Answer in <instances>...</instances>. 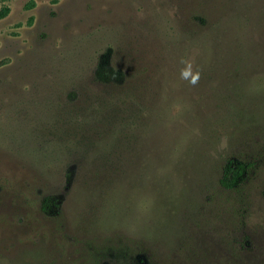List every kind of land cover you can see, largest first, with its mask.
Listing matches in <instances>:
<instances>
[{
    "label": "rangeland",
    "instance_id": "374dc122",
    "mask_svg": "<svg viewBox=\"0 0 264 264\" xmlns=\"http://www.w3.org/2000/svg\"><path fill=\"white\" fill-rule=\"evenodd\" d=\"M3 6L0 264H264V0Z\"/></svg>",
    "mask_w": 264,
    "mask_h": 264
},
{
    "label": "trees",
    "instance_id": "16d2710c",
    "mask_svg": "<svg viewBox=\"0 0 264 264\" xmlns=\"http://www.w3.org/2000/svg\"><path fill=\"white\" fill-rule=\"evenodd\" d=\"M4 0H2L3 2ZM58 0H51L52 4H55ZM7 7L3 6L0 9V18L7 13ZM248 166L238 162L227 160L222 168V174L219 179V185L224 189H232L241 176L244 174Z\"/></svg>",
    "mask_w": 264,
    "mask_h": 264
},
{
    "label": "clouds",
    "instance_id": "9594fccd",
    "mask_svg": "<svg viewBox=\"0 0 264 264\" xmlns=\"http://www.w3.org/2000/svg\"><path fill=\"white\" fill-rule=\"evenodd\" d=\"M181 63L185 65L181 70V79L187 81L192 86L197 85L201 78V72L193 70V63L191 61L182 60Z\"/></svg>",
    "mask_w": 264,
    "mask_h": 264
}]
</instances>
